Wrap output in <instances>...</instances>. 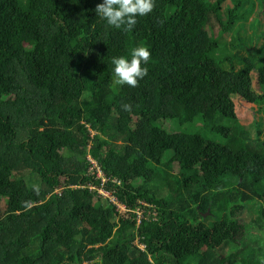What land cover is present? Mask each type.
Wrapping results in <instances>:
<instances>
[{
	"label": "trees",
	"instance_id": "16d2710c",
	"mask_svg": "<svg viewBox=\"0 0 264 264\" xmlns=\"http://www.w3.org/2000/svg\"><path fill=\"white\" fill-rule=\"evenodd\" d=\"M98 2L0 0V264H264V0Z\"/></svg>",
	"mask_w": 264,
	"mask_h": 264
},
{
	"label": "clouds",
	"instance_id": "9594fccd",
	"mask_svg": "<svg viewBox=\"0 0 264 264\" xmlns=\"http://www.w3.org/2000/svg\"><path fill=\"white\" fill-rule=\"evenodd\" d=\"M154 0H99L95 5L96 16L117 30L130 31L136 24L138 16H144L153 9ZM149 51L143 47H133L125 56L111 58V73L115 85H128L134 87L138 80L146 75V64ZM130 105L123 104L122 108L128 110Z\"/></svg>",
	"mask_w": 264,
	"mask_h": 264
},
{
	"label": "rangeland",
	"instance_id": "374dc122",
	"mask_svg": "<svg viewBox=\"0 0 264 264\" xmlns=\"http://www.w3.org/2000/svg\"><path fill=\"white\" fill-rule=\"evenodd\" d=\"M221 46L214 50L215 56H223L226 52L233 49L236 45V37L232 34L227 35L224 39L220 41ZM57 105L61 106V101L57 100L55 102ZM256 107L253 104H247L244 102H238V106L236 108L237 119L241 125L248 126L250 123L254 121L259 113L255 109ZM3 209V200L0 198V210ZM250 216L248 214H243V220H249ZM264 263V262H263ZM85 264V263H83Z\"/></svg>",
	"mask_w": 264,
	"mask_h": 264
}]
</instances>
